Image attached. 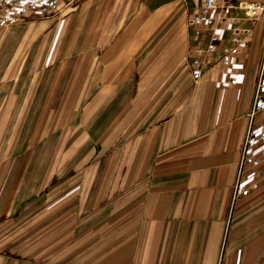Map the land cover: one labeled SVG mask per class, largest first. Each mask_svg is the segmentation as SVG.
Instances as JSON below:
<instances>
[{"label": "crops", "instance_id": "1", "mask_svg": "<svg viewBox=\"0 0 264 264\" xmlns=\"http://www.w3.org/2000/svg\"><path fill=\"white\" fill-rule=\"evenodd\" d=\"M45 17L0 40V225L51 205L101 242L86 264H264V165L238 172L256 31L229 84L221 64L191 80L177 0H79ZM238 178L259 185L233 199Z\"/></svg>", "mask_w": 264, "mask_h": 264}, {"label": "built area", "instance_id": "2", "mask_svg": "<svg viewBox=\"0 0 264 264\" xmlns=\"http://www.w3.org/2000/svg\"><path fill=\"white\" fill-rule=\"evenodd\" d=\"M79 0H0V27L15 24L35 14L49 16ZM184 6L189 42L185 66L198 80L216 64L225 67L227 82H237L236 57L251 41L254 25L264 20V0H180ZM238 161L239 176L247 168L264 165V37L255 75L252 104ZM257 180H236L232 198L248 195Z\"/></svg>", "mask_w": 264, "mask_h": 264}, {"label": "rangeland", "instance_id": "3", "mask_svg": "<svg viewBox=\"0 0 264 264\" xmlns=\"http://www.w3.org/2000/svg\"><path fill=\"white\" fill-rule=\"evenodd\" d=\"M177 5L185 14L184 6L180 0H177ZM66 8L73 9L75 4ZM45 18L48 17L37 16L36 19L21 21L18 24H30ZM254 30L256 37L254 36L252 45H255L260 53L264 37V20L257 22L254 25ZM19 35L12 32L11 27H0V40L18 41ZM36 46L37 41L31 46V55ZM16 47L17 45H14V48ZM44 147V150L47 148V152L50 153L54 145L50 144ZM95 151L101 153V146L95 145ZM94 162L93 167L97 169H101L106 163L101 158ZM44 164H47L46 161ZM53 196L51 194L50 197H47V204L53 203ZM28 215H30L29 219H27ZM53 217V207L50 205L41 210L24 209L19 212V216L14 219L13 223L0 225V248L9 249L14 254L13 257L8 258L7 264H86V257H91L93 253L100 250L99 248L94 249L93 244L101 242L87 241V226L85 224L78 225L76 218L72 220L69 210L63 212L61 219ZM0 264H6L5 260Z\"/></svg>", "mask_w": 264, "mask_h": 264}]
</instances>
